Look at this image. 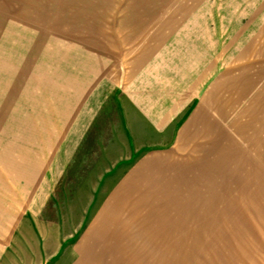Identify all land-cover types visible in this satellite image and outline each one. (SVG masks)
Listing matches in <instances>:
<instances>
[{"label":"rangeland","instance_id":"1","mask_svg":"<svg viewBox=\"0 0 264 264\" xmlns=\"http://www.w3.org/2000/svg\"><path fill=\"white\" fill-rule=\"evenodd\" d=\"M200 37L237 138L264 111V0H0V264H264L255 184L149 173L126 123L127 64Z\"/></svg>","mask_w":264,"mask_h":264},{"label":"crops","instance_id":"2","mask_svg":"<svg viewBox=\"0 0 264 264\" xmlns=\"http://www.w3.org/2000/svg\"><path fill=\"white\" fill-rule=\"evenodd\" d=\"M202 23L203 29L213 25ZM207 39L200 37L195 47L191 38L182 42L159 39L161 42L153 44L157 47L127 64L121 102L127 110L128 130L135 141L155 142L142 144L156 148L141 159V165L149 166V173H165L174 167L175 172L186 174V166L205 165V170L188 169L190 182L200 176V181L221 180L222 184L252 182L254 198L264 205V194L258 186L264 184V111L255 110L253 122L248 123L241 121L245 112L239 113L237 119L242 122L241 134L245 137L235 138L229 126L220 123L204 105L202 96L215 82L216 67ZM259 99L264 106V99ZM183 117L187 118L182 121ZM248 166H252V174Z\"/></svg>","mask_w":264,"mask_h":264},{"label":"bare ground","instance_id":"3","mask_svg":"<svg viewBox=\"0 0 264 264\" xmlns=\"http://www.w3.org/2000/svg\"><path fill=\"white\" fill-rule=\"evenodd\" d=\"M229 87V86H228ZM230 106V105H229Z\"/></svg>","mask_w":264,"mask_h":264}]
</instances>
